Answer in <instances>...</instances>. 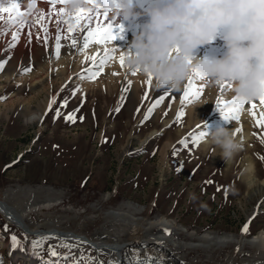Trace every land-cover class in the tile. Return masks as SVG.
Here are the masks:
<instances>
[{"label": "rangeland", "instance_id": "1", "mask_svg": "<svg viewBox=\"0 0 264 264\" xmlns=\"http://www.w3.org/2000/svg\"><path fill=\"white\" fill-rule=\"evenodd\" d=\"M31 65L32 71L35 66ZM90 66L86 64L68 79H58L52 75L46 85L53 83L50 85V98L55 97L56 103L46 116V109L42 112L38 123L29 122V116L21 114V102L30 99L31 109L34 110L36 104L43 100L44 94L33 96L28 81H18L17 84L13 83L14 80L0 82V97H5L0 100V193L7 188H40L37 194L41 201L48 195L47 187L62 191L56 204L40 206L39 210L28 215L35 222L60 220L71 225V221H75L87 235L110 231L124 234L127 240H132L136 233L144 237L142 227L155 218L173 220L182 234L180 241L193 245L187 250L188 254L177 251V254L185 255L186 264H230L231 261H236L234 264H262L263 260L254 258L251 262L242 260V253L254 256L258 249L255 245H242L235 241L237 237L245 241L264 230V194L254 209L253 199L245 197L246 185L241 178L244 151L226 165L219 156H213L214 145L206 146L204 138L197 145L187 148L178 144L191 133L199 135L203 132L204 136H208V131L215 129L222 118L220 110L216 107L208 117L194 123L188 109L197 102L188 104L185 101L182 106L177 92L170 89L156 90L152 82L134 95L129 73L114 76L116 82L113 90L105 91L104 86L99 85L94 91L90 86H98L101 70L91 80H81L77 75L87 74L84 70ZM22 67L26 68V65ZM52 71L56 70H49V73ZM4 72H0V75ZM86 83L90 89L84 88ZM77 86L81 91L72 97L71 92ZM123 88L128 90L122 93ZM146 93L148 98L142 99ZM161 95L165 99L141 125L147 109ZM65 99H68L67 107L61 108L60 104ZM9 102H12L13 108L5 115L7 109L4 105H9ZM175 103L180 104L173 111ZM118 106L120 111L116 112ZM57 108L61 114L54 120ZM77 108L76 122H66L64 117ZM178 112L182 113L179 121L176 120ZM80 117H83L82 121ZM168 118L169 122H164ZM255 129L254 139L251 140V158L255 164L256 177L262 179L264 143L258 136L264 133V128ZM154 131L157 133L151 135ZM102 138L107 142L101 143ZM174 147L177 148L175 155ZM217 187L221 188L219 192ZM224 189H227V199ZM28 198L30 196L25 198L26 202H29ZM25 200L21 197L17 199L18 209H21L22 203L27 204ZM124 203L136 209L131 230L128 227L117 228L118 218L105 217L108 211ZM250 217L252 220L248 232L242 234L241 228ZM136 222L142 223L138 230ZM124 224H127L125 220ZM4 225L8 226L7 231L3 230ZM205 232L232 234L235 239L224 246L210 248L196 242L195 237ZM168 233L173 236L170 230ZM12 235L20 242V250L36 255V264L49 259L50 246L62 257L68 253V248L63 245H76L48 237L34 240L0 216V264H28L12 258L11 251L15 252L17 248L12 246ZM186 235L192 236L194 241L186 240ZM33 241H39L40 246L34 248ZM81 253L94 258L98 264H109L111 261L103 253L78 245L71 249L66 264H72V258H78ZM62 264L65 262L62 261Z\"/></svg>", "mask_w": 264, "mask_h": 264}, {"label": "bare ground", "instance_id": "2", "mask_svg": "<svg viewBox=\"0 0 264 264\" xmlns=\"http://www.w3.org/2000/svg\"><path fill=\"white\" fill-rule=\"evenodd\" d=\"M62 6L63 5L57 4L54 7L58 11ZM4 7L9 8V11L13 16H18L19 13L22 12H30L29 15L20 16L19 18L21 20L27 21L28 24L35 23L36 25L32 29L30 42L28 37L29 29L28 27H25L19 36L16 46L8 51H4V49L7 41L11 39V31L0 38V59H6L8 56L11 57L4 67L5 72L0 75V82L14 80L15 82L13 83L18 81L20 83H25L28 81L30 83L31 94L33 96L39 97L41 94H44L43 100L41 99V101L36 104V108L34 110L31 109L30 99H23V102H21L23 106L20 112L22 115L29 116V122L34 121L35 123H38L41 120L40 118L42 117V112L48 108L52 92V87L50 85L53 83L46 85V82H49L53 74L58 77V79H68L70 75L76 74L86 64H91V60L89 59L90 57L103 55V50L105 48L115 49V51L111 53L113 58L109 59L101 69V81L98 83V86H96V84L90 86L94 91H97V87H99V85L104 86L105 91L113 90L116 82L114 76L116 74H130L132 78L131 80L133 81L131 90L133 94L135 93L134 95H136V93L143 86H147L148 83L145 82L148 81L149 78L140 76L137 73L133 75L132 72L128 70L125 63V51H131L130 43L133 40L136 32L139 30L138 25L132 26L128 22L122 21L120 18H116L113 21L114 26L116 24L122 25L123 30L119 32L115 40L109 41L107 44L102 43L99 46L90 43L87 47L83 48V50H69L67 47H63L61 48L60 56L57 59L55 58L53 52L55 44L54 37L56 35L55 14H53L51 17V22L48 24V31L51 35V38L48 42V47L46 48L44 46L42 39L40 42L37 41V33L40 32V14L43 13L44 18L48 19L47 12L50 8V5L46 2V0H34V2L33 0H23V3L19 4L15 8H11L7 4V0H4ZM87 7H91V5H88ZM2 15L7 18L9 12H5ZM33 17H36L35 21ZM65 19L69 20L71 23H74V21H71L69 17H65ZM62 27L66 29L68 25L63 24ZM40 35L42 37L43 33L40 32ZM61 43L64 44L65 41L62 40ZM215 52L216 56H213L212 54ZM224 52L225 49L223 46V40L220 36H218L215 41L198 48L194 52V55L197 58H210L212 56L214 58H220L224 55ZM122 55L124 57L123 66H121V63L119 62ZM30 64H32L31 67L35 66L33 67L34 69L32 68L34 71L32 70L31 73L21 74L20 70L23 69L22 66L26 65V68H28L30 67ZM52 69H55L56 71L49 73V70ZM196 85L200 91V94L194 99L185 100L188 104L197 102L195 105H191V107L188 109L189 114L191 116L193 115L194 123L200 121L203 117L205 118L212 110L217 107L216 105L218 97H220L221 108L227 109L231 106V101L233 100L234 96L231 94L230 88L226 87L223 91H221L219 85L209 87L203 82V80H197ZM90 87L87 83L84 84V88L90 89ZM183 88L184 86L179 91L175 92L181 96L183 94ZM179 104L180 103H175L173 105V111ZM252 104L257 105L255 114L256 117L259 118L260 111L264 109H261L259 105V98H257L254 101L247 102L240 106V110L238 112V121L232 120L226 122L222 117L221 120L218 121L216 127L224 126L231 128L233 135L243 142L244 152L242 155L243 170L241 173V178L244 180L246 185L245 197L251 198V200L253 199L252 203L254 209L264 194V177L262 179L256 177L255 164L251 158L253 154L251 140H253L255 136L254 129H260L259 127L255 126V121L252 115H250ZM7 105L8 104L6 103L4 105L5 109H7V111L4 112L5 115L8 114L13 108L12 102L8 106ZM169 118L165 119L164 122L168 123L170 120ZM237 128L241 129V131L237 132ZM156 133L157 132L154 131L151 133V135ZM203 138L206 146L212 145V143L209 142L208 136H204ZM213 156H219V149L215 145ZM229 163L230 162H227L226 165H229ZM37 191L40 192V188L33 189L27 186L17 190L7 188L4 190V192L0 193V216L25 236H28L34 240L48 237L52 239H60L70 244L88 246L97 253H103L109 256L112 264H135L137 259L143 260L145 256L156 258L159 261V264H186L184 261L185 255L177 254V251H184L186 254H188L187 250L192 248L193 245L186 243V241H180L182 234L180 233L177 223L173 220L167 218H155L154 220L149 221L144 227H142V223L136 222V229L138 230L139 227H142L144 230V237H141L139 236V233H136L132 240H127L124 234L110 231H97L94 234L87 235L82 232V226H77L74 223L75 221H71V225H67L60 220L45 222L33 221L28 213L39 210L40 206L50 207L56 204L62 194V191L57 192L54 188L47 187L46 191L48 192V195H46V197L40 201V196H38ZM28 196H30V198H28L29 202H26L25 198ZM20 197L22 200H25L24 202L27 204L24 205V203H22L21 209H18L17 203H19V201L17 202V199ZM26 208H28V210H26ZM134 211H136V209L131 208L128 204L124 203L117 209L108 211L105 217L112 218L114 220H117L118 218L116 222L117 228L128 227L131 230V222L135 221V219L132 218ZM124 220L127 222V224H124ZM165 229L170 230L173 236H171L169 233L166 234L164 231ZM195 238H197V243L210 248L224 246L231 242V240L235 239L234 235L232 234L219 235L212 232H205ZM185 239L192 242L194 241L192 236L188 235H186ZM235 241L242 245H255V247L258 249V252L254 256H249L247 253H242V260H246V262H251L254 259L264 261L263 229L252 235L249 239H245V241L239 239L238 237L235 239ZM11 256L14 260L20 259L24 263L28 264H36L37 262L36 255L20 250L18 247L16 248L15 252L11 251ZM234 263H236V261L230 262V264ZM257 263L259 264L260 262ZM262 264H264V262H262Z\"/></svg>", "mask_w": 264, "mask_h": 264}, {"label": "clouds", "instance_id": "3", "mask_svg": "<svg viewBox=\"0 0 264 264\" xmlns=\"http://www.w3.org/2000/svg\"><path fill=\"white\" fill-rule=\"evenodd\" d=\"M96 2L109 17L138 25L125 63L128 70L151 78L156 90L179 91L195 72L209 87L228 82L231 94L248 102L264 94V0H144L142 6L134 0ZM66 7L73 12L86 5L69 0ZM218 36L222 57L194 55ZM208 132L225 163L243 150L231 128Z\"/></svg>", "mask_w": 264, "mask_h": 264}, {"label": "snow or ice", "instance_id": "4", "mask_svg": "<svg viewBox=\"0 0 264 264\" xmlns=\"http://www.w3.org/2000/svg\"><path fill=\"white\" fill-rule=\"evenodd\" d=\"M34 2V0H33ZM46 2L50 5V8L47 12L48 19L44 18V14H40L39 19V25H40V32L43 33V36L41 37L40 32L37 33V41L40 42L41 39L43 40L44 46L48 47L49 39L51 38V35L48 31V24L51 22V17L53 14L56 16V35L54 37L55 44L53 48V52L55 55V58H59L60 56V50L63 47H67L69 50L77 49V50H83V48L87 47L88 44H95L99 46L100 44L104 43L107 44L109 41L115 40L119 34L120 31L123 30L122 25L116 24L114 26L113 21L115 20V17L109 18V15L107 12H101L99 7L97 6L96 0H83V3L86 5V7H81L76 9L73 12H69L67 10V4L69 3V0H46ZM23 0H7V4L11 8L17 7L19 4H22ZM113 3H116V0H113ZM60 4L63 5L59 8L57 11L55 9V5ZM88 5H91V7H87ZM5 12H9V15L7 18H5L2 14ZM30 12H22L19 13L18 16H13L11 12L9 11V8L4 7V0H0V38L5 36L9 31H11V39L7 41L4 51H8L16 46L19 40V36L22 32V30L25 27H28V37L29 42L31 41L32 36V29L36 26L35 23L28 24L27 21L21 20L20 16H27ZM65 17H69L71 21H74V23H71L69 20H66ZM34 21L36 20V17H33ZM63 24H67L68 27L65 29L62 27ZM65 41L64 44L61 43V41ZM115 49H108L105 48L103 50V55H98L96 57H90L91 60V66L84 71L87 73V75H80L79 78L81 80H91L94 79L96 76L100 74V70L103 68V66L106 64V62L109 59H112L111 53L114 52ZM11 57L8 56L6 59H0V72L4 70L5 65L8 63V60H10ZM121 66H123L124 57L123 55L120 57ZM190 62V61H189ZM95 69V70H94ZM31 68H23L20 70L21 74H25L27 72H30ZM133 75H135V71H131ZM71 79V78H70ZM204 77L201 76L199 73H193L191 77L187 80V83L184 85L183 88V94L180 96L181 104L183 106L185 100H191L196 98L200 91L197 88L196 81L197 80H203ZM145 83L150 84L151 78L148 79ZM66 86V85H65ZM62 86V89L63 90ZM219 87L221 91H223L226 87L230 88L231 85L228 82H223L219 84ZM127 88H123L121 91L122 93L127 91ZM81 89L79 86H77L75 89L72 90L71 96L75 97L77 92H80ZM147 93L145 94L142 99H147ZM5 99V97H0V100ZM121 99H123V95L121 96ZM165 99L164 95H161L158 99L155 100V102L147 109V112L144 115V119L141 121V125L146 122L150 115L152 114L153 110L159 106L160 102H162ZM248 101H245L241 97L234 96L233 100L231 101V106L227 109L221 108L220 104V97L217 98V108L220 110L222 117L224 120L232 121L239 119L238 112L240 110V106L244 105ZM56 103V98L52 97L49 100L48 109L45 111V116L48 114L49 111L52 110L53 104ZM68 99H65L61 102L60 107L64 108L67 107ZM83 104V100L81 101V106ZM259 105L261 109H264V94H262L259 97ZM257 105L252 104L250 115H252L255 126L259 128H264V110L260 111L259 118L256 117L255 109ZM79 111V108L75 109L73 112L68 113L64 119L66 122L71 121L72 123L76 122V116L75 113ZM116 112L120 111V107L118 106L115 109ZM139 111V109H137ZM60 109L57 108L55 110V116L53 119H57L60 116ZM167 115V113H165ZM182 118V113L178 112L176 115V120L179 121ZM81 121L83 120V117H80ZM207 128V125H205ZM237 132H240L241 129L237 128ZM205 133L201 132L199 135L196 133H191L187 138H182L180 141H178V144L182 147H189V146H195L199 143V141L203 138ZM255 135V133H254ZM261 140V143H264V133L261 134L260 137H258ZM107 141L102 138L101 143H106ZM190 142V143H189ZM139 151H143V149H140ZM177 152V148H173V155H175ZM155 152H153V155ZM261 159H264V157H261ZM10 166V165H9ZM6 166V167H9ZM180 168L177 167V171H179ZM205 183H211V181H206ZM218 192L221 190L220 187H217L216 189ZM225 192V199H227V189H224ZM252 218L250 217L248 222L244 224V226L241 228L242 234H246L248 232V225L251 223ZM8 226L4 225L3 230L7 231ZM165 233H168V230H164ZM10 240L12 241L13 247H20V242L18 241L17 237L15 235H12L10 237ZM40 242L39 241H33V247H39ZM64 247L68 248V253H66L64 256H59V254L56 252L54 247L48 248V260H42L41 264H62V261L66 262L69 259V256L71 254V249L73 247H78V245H63ZM55 258V259H52ZM98 264V262L92 258V257H86L83 253L80 254V256L73 257L72 258V264ZM109 264H112L111 261H109ZM135 264H159V261L156 258L145 256L143 260L137 259Z\"/></svg>", "mask_w": 264, "mask_h": 264}]
</instances>
